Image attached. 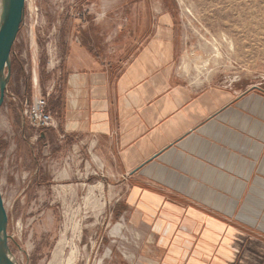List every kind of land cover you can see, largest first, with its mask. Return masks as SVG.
<instances>
[{
    "label": "crops",
    "instance_id": "1",
    "mask_svg": "<svg viewBox=\"0 0 264 264\" xmlns=\"http://www.w3.org/2000/svg\"><path fill=\"white\" fill-rule=\"evenodd\" d=\"M146 20L117 32L125 41L113 49L88 26L70 38L51 105L61 129H49L50 139L62 136L99 166L111 197L119 188L136 197V223L153 225L155 209L164 211L173 227L161 218L153 226L169 231L159 240L172 243L168 263L183 264L178 253L190 239L200 254L189 264H264V243L253 236L264 233V89L192 79L174 14Z\"/></svg>",
    "mask_w": 264,
    "mask_h": 264
},
{
    "label": "rangeland",
    "instance_id": "2",
    "mask_svg": "<svg viewBox=\"0 0 264 264\" xmlns=\"http://www.w3.org/2000/svg\"><path fill=\"white\" fill-rule=\"evenodd\" d=\"M162 10L178 22L182 68L188 76L229 79L238 89L252 84L264 89V0H26L11 52L8 93L0 107V190L10 247L20 264L175 260L172 243L159 244L161 233L169 231L154 229L158 218L173 227L161 208L155 209L154 226L136 223L131 217L136 197L126 198L121 188L119 198L111 197V182L99 166L94 171L93 162L85 164L83 151L60 142L62 136L50 139L54 126L43 135L23 114L27 101L49 90L51 110L53 90L63 83L66 46L71 37H81L82 26L96 32L97 44L108 50L123 46L125 38L117 32L133 29V21L146 18L153 26ZM52 110L58 118L54 129H61ZM172 198L183 205L196 202ZM253 236L264 243V233ZM189 240L182 241L178 253L183 264L200 254Z\"/></svg>",
    "mask_w": 264,
    "mask_h": 264
},
{
    "label": "water",
    "instance_id": "3",
    "mask_svg": "<svg viewBox=\"0 0 264 264\" xmlns=\"http://www.w3.org/2000/svg\"><path fill=\"white\" fill-rule=\"evenodd\" d=\"M25 1L0 0V107L8 93L12 76L11 52L23 21ZM8 223V212L0 190V264H20L10 247Z\"/></svg>",
    "mask_w": 264,
    "mask_h": 264
},
{
    "label": "built area",
    "instance_id": "4",
    "mask_svg": "<svg viewBox=\"0 0 264 264\" xmlns=\"http://www.w3.org/2000/svg\"><path fill=\"white\" fill-rule=\"evenodd\" d=\"M50 93V90L47 94L37 92L23 107L25 118L38 132L56 124L55 117L49 109L48 96Z\"/></svg>",
    "mask_w": 264,
    "mask_h": 264
},
{
    "label": "bare ground",
    "instance_id": "5",
    "mask_svg": "<svg viewBox=\"0 0 264 264\" xmlns=\"http://www.w3.org/2000/svg\"><path fill=\"white\" fill-rule=\"evenodd\" d=\"M245 8V7H244Z\"/></svg>",
    "mask_w": 264,
    "mask_h": 264
}]
</instances>
